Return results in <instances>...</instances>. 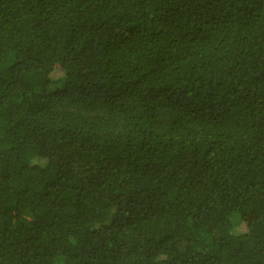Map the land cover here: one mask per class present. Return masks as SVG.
I'll return each mask as SVG.
<instances>
[{
	"label": "trees",
	"instance_id": "trees-1",
	"mask_svg": "<svg viewBox=\"0 0 264 264\" xmlns=\"http://www.w3.org/2000/svg\"><path fill=\"white\" fill-rule=\"evenodd\" d=\"M0 264H264V0H0Z\"/></svg>",
	"mask_w": 264,
	"mask_h": 264
},
{
	"label": "rangeland",
	"instance_id": "rangeland-1",
	"mask_svg": "<svg viewBox=\"0 0 264 264\" xmlns=\"http://www.w3.org/2000/svg\"><path fill=\"white\" fill-rule=\"evenodd\" d=\"M57 84H53V85H50V87H53V88H55V87H57V86H59V84L56 86ZM234 219H236L235 217H236V215H233L232 216ZM27 220H28V217H25Z\"/></svg>",
	"mask_w": 264,
	"mask_h": 264
}]
</instances>
